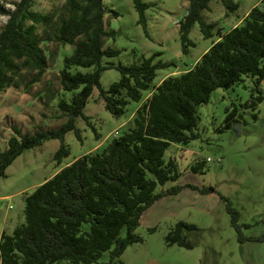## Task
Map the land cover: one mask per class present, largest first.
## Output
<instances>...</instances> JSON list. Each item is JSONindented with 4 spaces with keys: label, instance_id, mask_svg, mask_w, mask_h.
I'll return each instance as SVG.
<instances>
[{
    "label": "trees",
    "instance_id": "1",
    "mask_svg": "<svg viewBox=\"0 0 264 264\" xmlns=\"http://www.w3.org/2000/svg\"><path fill=\"white\" fill-rule=\"evenodd\" d=\"M105 0H67L63 15L55 21L54 13L33 9L35 0H20L0 32V94L16 86L23 71L37 72L32 83L40 81L47 70V59L41 48L39 27L51 32L46 40L73 47V54L64 59L60 72L63 91L80 90L71 100H61L59 108L67 122L54 130L41 129L33 135L21 133L9 138L8 148L0 152V180L7 169L25 151L41 147L51 140L62 145L55 154L58 164L70 156L65 145L68 132L74 131L82 140L76 120L84 110L95 88L100 90L105 107L115 117H122L130 102L140 104L133 126L119 131L108 146L86 154L61 168L52 178L38 186L25 199V223L9 235L3 232L0 240V264H95L103 253H110V264H124L120 259L125 251L143 239L136 231L146 210L167 196H177L185 188L202 195L217 193L215 188L200 189L193 185H176L156 193L159 186L177 182L181 173L174 159L166 160L167 150L173 145H189L198 138V109L208 104L218 89H227L253 76L257 101L264 100L261 83L264 81V5L255 6L230 31L217 29L207 23L203 12L210 9L212 0H187L188 13L180 23L183 53L195 46L190 33L199 24L205 39L218 40L190 69L170 76L154 85L157 71L167 64L154 63L161 53L131 66H102L103 58L120 54L114 48H104L115 32L105 28ZM228 12L239 5L234 0H219ZM139 13V23L148 35L145 12L149 5L144 0H133ZM3 12L0 11V14ZM119 16L118 13H114ZM99 69L88 73H72L73 67ZM117 69L122 77L108 91L101 85V72ZM146 93L150 94L145 100ZM252 105H256L253 101ZM257 119V116H255ZM238 123L236 113L227 117L228 126ZM204 164L192 166L198 172ZM231 215L239 241L251 240L242 234L240 214L232 202L220 195ZM90 223L89 232L82 230ZM193 224L179 222L167 235L169 245L193 249L184 233L194 231ZM126 230L125 237L121 236ZM153 230V229H152ZM254 240L263 241L264 235Z\"/></svg>",
    "mask_w": 264,
    "mask_h": 264
},
{
    "label": "rangeland",
    "instance_id": "2",
    "mask_svg": "<svg viewBox=\"0 0 264 264\" xmlns=\"http://www.w3.org/2000/svg\"><path fill=\"white\" fill-rule=\"evenodd\" d=\"M20 0H0V32ZM149 5L145 12L148 35L139 23V13L133 0H105V28L115 32L114 38L106 41V48H114L120 54L103 58L101 65L131 66L142 63L157 53L154 63L168 67L157 71L154 85L167 77L192 68L204 53L218 40L217 35L205 39L199 24H196L190 39L195 46L183 53L180 23L188 13L187 0H144ZM239 8L228 12L219 0H212L210 9L203 12L207 23L217 29L230 31L255 7L264 5V0H234ZM67 0H35L33 9L41 13H54L55 21L63 15ZM7 5H12L11 8ZM118 13L119 16H115ZM51 30L40 26L41 48L47 59L46 73L40 81L32 83L37 72L23 71L16 79V86L0 94V152L8 148V140L15 135L14 128L23 135L60 128L68 120L62 117L59 102H71L80 91L65 92L60 83V72L64 59L73 54V47L64 46L54 40H46ZM264 64V61H263ZM91 68L73 67L72 73L94 72ZM115 68L101 72V85L105 91L121 79ZM256 78L249 75L227 89H218L211 95L208 104L198 109L199 124L195 133L198 138L189 145L173 144L165 159H174L181 173L177 182L159 186L156 193L167 191L176 185H193L200 189L213 187L217 193L202 195L185 188L177 196H167L146 210L136 233L143 241L132 244L121 257L124 264H264V240H254L264 235V100L254 89ZM260 88L264 96V81ZM145 100L150 94H145ZM255 101L256 105H252ZM140 104L130 102L125 115L115 117L106 110L100 90L95 88L84 114L76 126L82 140L74 131L67 133L65 145L70 156L58 164L55 154L60 149V140H51L41 147L25 151L7 169L6 177L0 180V240L3 232L11 235L25 223V199L38 186L52 178L61 168L97 149H104L114 139L115 132L122 133L133 126V119ZM236 113L238 123H227L230 113ZM257 116V119L255 118ZM241 125V134L234 131ZM204 164L198 172L192 166ZM225 196L240 214L242 234L251 239L244 243L232 224ZM179 222L193 224L194 231L184 235L193 244V249L169 245L167 235ZM90 223L82 230L89 232ZM153 229V230H152ZM126 230L121 233L125 237ZM95 264H110V253H103Z\"/></svg>",
    "mask_w": 264,
    "mask_h": 264
},
{
    "label": "water",
    "instance_id": "3",
    "mask_svg": "<svg viewBox=\"0 0 264 264\" xmlns=\"http://www.w3.org/2000/svg\"><path fill=\"white\" fill-rule=\"evenodd\" d=\"M240 128H241V125H236L235 127H234V131L238 134V135H240L241 134V130H240Z\"/></svg>",
    "mask_w": 264,
    "mask_h": 264
},
{
    "label": "clouds",
    "instance_id": "4",
    "mask_svg": "<svg viewBox=\"0 0 264 264\" xmlns=\"http://www.w3.org/2000/svg\"><path fill=\"white\" fill-rule=\"evenodd\" d=\"M7 7L11 8L12 5H7ZM6 19H7L6 17L0 16V20H6Z\"/></svg>",
    "mask_w": 264,
    "mask_h": 264
},
{
    "label": "built area",
    "instance_id": "5",
    "mask_svg": "<svg viewBox=\"0 0 264 264\" xmlns=\"http://www.w3.org/2000/svg\"><path fill=\"white\" fill-rule=\"evenodd\" d=\"M117 134H118V132L116 131V132H115V136H117Z\"/></svg>",
    "mask_w": 264,
    "mask_h": 264
},
{
    "label": "crops",
    "instance_id": "6",
    "mask_svg": "<svg viewBox=\"0 0 264 264\" xmlns=\"http://www.w3.org/2000/svg\"><path fill=\"white\" fill-rule=\"evenodd\" d=\"M239 23H240V22H239ZM239 23H238V24H239ZM238 24H237V25H238ZM139 107H140V106H139Z\"/></svg>",
    "mask_w": 264,
    "mask_h": 264
}]
</instances>
